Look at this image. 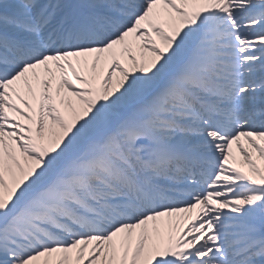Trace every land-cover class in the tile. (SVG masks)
I'll return each instance as SVG.
<instances>
[{
	"label": "snow or ice",
	"instance_id": "1",
	"mask_svg": "<svg viewBox=\"0 0 264 264\" xmlns=\"http://www.w3.org/2000/svg\"><path fill=\"white\" fill-rule=\"evenodd\" d=\"M0 264H264V0H0Z\"/></svg>",
	"mask_w": 264,
	"mask_h": 264
}]
</instances>
